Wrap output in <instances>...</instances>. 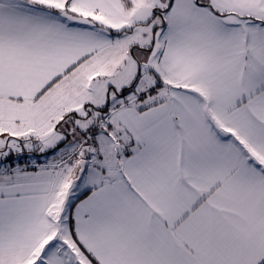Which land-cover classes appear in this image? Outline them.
Wrapping results in <instances>:
<instances>
[{
    "label": "snow or ice",
    "instance_id": "1",
    "mask_svg": "<svg viewBox=\"0 0 264 264\" xmlns=\"http://www.w3.org/2000/svg\"><path fill=\"white\" fill-rule=\"evenodd\" d=\"M0 264H264V0H0Z\"/></svg>",
    "mask_w": 264,
    "mask_h": 264
}]
</instances>
